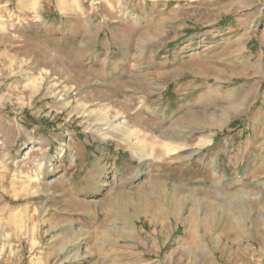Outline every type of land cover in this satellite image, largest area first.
<instances>
[{
	"label": "rangeland",
	"instance_id": "obj_1",
	"mask_svg": "<svg viewBox=\"0 0 264 264\" xmlns=\"http://www.w3.org/2000/svg\"><path fill=\"white\" fill-rule=\"evenodd\" d=\"M0 264H264V0H0Z\"/></svg>",
	"mask_w": 264,
	"mask_h": 264
},
{
	"label": "bare ground",
	"instance_id": "obj_2",
	"mask_svg": "<svg viewBox=\"0 0 264 264\" xmlns=\"http://www.w3.org/2000/svg\"><path fill=\"white\" fill-rule=\"evenodd\" d=\"M228 236V235H227ZM237 254V253H236ZM237 257V256H236Z\"/></svg>",
	"mask_w": 264,
	"mask_h": 264
},
{
	"label": "crops",
	"instance_id": "obj_3",
	"mask_svg": "<svg viewBox=\"0 0 264 264\" xmlns=\"http://www.w3.org/2000/svg\"><path fill=\"white\" fill-rule=\"evenodd\" d=\"M238 258H240V257H238Z\"/></svg>",
	"mask_w": 264,
	"mask_h": 264
}]
</instances>
